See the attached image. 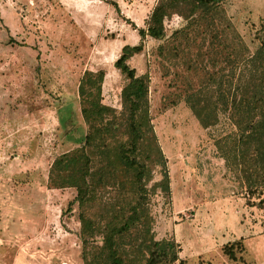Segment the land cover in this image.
Returning <instances> with one entry per match:
<instances>
[{
    "label": "rangeland",
    "instance_id": "1",
    "mask_svg": "<svg viewBox=\"0 0 264 264\" xmlns=\"http://www.w3.org/2000/svg\"><path fill=\"white\" fill-rule=\"evenodd\" d=\"M157 1L0 0V264H82L74 191L50 187L48 166L85 132L76 93L81 73L102 69L101 102L119 110L125 78L113 62L123 45L138 43L126 63L148 76L150 121L169 179L168 197L158 189L149 196L154 238H173L190 264H264V211L245 204L213 142L230 126L220 115L204 129L182 100L172 104L183 74L193 76L184 71L187 59L196 56L211 70L209 32L190 26L187 35L170 36L186 22L172 13L163 38L140 39L137 29ZM220 5L248 48L264 39V0ZM214 23L220 30L223 23ZM225 32L219 44H229ZM159 169L148 186L160 179ZM238 239L243 260H228L221 246Z\"/></svg>",
    "mask_w": 264,
    "mask_h": 264
},
{
    "label": "trees",
    "instance_id": "2",
    "mask_svg": "<svg viewBox=\"0 0 264 264\" xmlns=\"http://www.w3.org/2000/svg\"><path fill=\"white\" fill-rule=\"evenodd\" d=\"M221 2L158 0L137 33L140 39L163 38V20L172 13L186 22L170 36L187 35L190 26L201 28L198 35L209 32L205 59L211 70L198 66L196 56L187 59L184 71L193 76L183 74L172 104L182 100L204 129L223 116L230 129L214 139L215 150L246 193L245 204L264 211V39L257 36L248 48L220 9ZM179 5L184 13L175 9ZM216 19L223 23L220 30L214 28ZM225 31L230 42L219 44L218 33L225 36ZM140 50V43L123 45L113 62L125 78L119 110L101 102L102 69L81 73L76 93L85 132L77 146L57 154L48 166L50 187L74 191L82 264H190L179 257L173 238L155 239L152 231L149 196L158 189L168 197L169 179L150 121L148 76L136 74L126 63ZM156 166L160 179L148 186ZM242 251L239 239L221 246L231 261H242Z\"/></svg>",
    "mask_w": 264,
    "mask_h": 264
},
{
    "label": "crops",
    "instance_id": "3",
    "mask_svg": "<svg viewBox=\"0 0 264 264\" xmlns=\"http://www.w3.org/2000/svg\"><path fill=\"white\" fill-rule=\"evenodd\" d=\"M221 201H223V200L221 199Z\"/></svg>",
    "mask_w": 264,
    "mask_h": 264
}]
</instances>
